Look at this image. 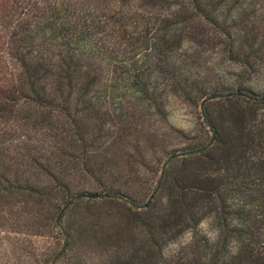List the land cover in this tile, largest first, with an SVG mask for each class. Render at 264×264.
Instances as JSON below:
<instances>
[{"label": "trees", "instance_id": "16d2710c", "mask_svg": "<svg viewBox=\"0 0 264 264\" xmlns=\"http://www.w3.org/2000/svg\"><path fill=\"white\" fill-rule=\"evenodd\" d=\"M257 27L264 0H0V264L36 257L24 236L62 235L63 249L44 263L58 264L85 240L105 198L138 209L115 237L94 238L110 253L105 264H264ZM189 46L200 50L189 56ZM216 50L242 69L229 87L194 75ZM168 97L200 110L205 139L182 151L149 139L164 163L138 205L105 179L116 180L134 137L141 152L139 137ZM77 176L103 193L75 189ZM78 213V227L64 229ZM204 222L214 240L200 237Z\"/></svg>", "mask_w": 264, "mask_h": 264}, {"label": "rangeland", "instance_id": "374dc122", "mask_svg": "<svg viewBox=\"0 0 264 264\" xmlns=\"http://www.w3.org/2000/svg\"><path fill=\"white\" fill-rule=\"evenodd\" d=\"M257 28L260 33L255 45L260 49V53L258 55L259 58L254 63L255 68L251 78L253 79L252 82L255 83L254 87L259 91H264V27ZM199 50L197 47L189 46L184 51L189 56H193ZM207 56L204 55L198 62V69L194 74L195 77L204 81L216 76L221 80L223 79L224 85L228 87L234 81L239 80V76L242 75V69L236 64L224 60L219 50ZM261 113H264V109L261 110ZM201 126L202 121L199 109L173 97H168V106L164 115L152 116L150 121L146 123L143 136L139 137L138 142L141 146V152L133 146L136 143V137H134L130 145L127 144L123 149L124 151L120 153L118 169H114L116 180L105 179V181L107 183L115 181L113 186L117 191L121 192L122 196L135 199L138 201V205L140 203L146 204L155 188L156 178L154 173L164 163L163 153L158 152L154 155L153 149L146 148L147 141L158 138V143H163L162 147L167 146L168 148L182 151L191 142L198 143L205 139V130ZM142 159L145 161L147 168L138 166L137 163H141ZM77 177L72 182L75 189L82 188L103 193L101 190H97L95 185L89 182L87 178L84 180L80 176ZM84 181L85 183H83ZM125 202L126 200L120 202L117 200L111 201L108 198L101 200L89 214L92 227L89 228L90 232L83 236L85 240L81 241L73 252H69L58 264H105V260L110 253L104 250L101 243L99 244L100 241L95 242L94 238L109 240V237H115L114 235L119 225L122 224L123 226L126 223V219L131 218V213L138 211L135 206L125 204ZM82 217L79 216V213L72 218L69 217V220L64 223V229L70 223H76L78 227L77 222L82 221ZM199 234L200 237H206L209 240H214L216 236L215 229L209 222H204L200 226ZM192 237L191 233L183 236L179 241L180 243H175L168 248V254L171 255L178 252L181 246L187 247L192 242ZM89 238H92L91 242L88 240ZM21 240L24 242V246L28 247V250L36 255L34 259L24 258L23 264H36L33 260L37 261L38 264L52 261L53 255L61 251L64 246L62 235H58L54 239L48 236L43 238L24 236Z\"/></svg>", "mask_w": 264, "mask_h": 264}]
</instances>
